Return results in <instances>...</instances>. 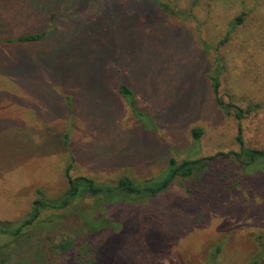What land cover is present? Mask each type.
I'll return each instance as SVG.
<instances>
[{"label": "trees", "instance_id": "1", "mask_svg": "<svg viewBox=\"0 0 264 264\" xmlns=\"http://www.w3.org/2000/svg\"><path fill=\"white\" fill-rule=\"evenodd\" d=\"M20 1L18 3L27 4L29 10L15 14L14 18L9 17L11 25L0 28V55L4 58L0 67L12 73L10 80L21 90L23 96L18 98L1 91L0 103L8 101L9 104L33 112L41 127L27 128L13 119L0 121V134L11 136L10 145L15 150L11 154L16 156L14 160L3 159L1 164L7 169L19 166L32 157L51 156L61 152L68 153L69 163L64 169L67 187L62 193L56 197H47L42 189H36V197L24 219L19 222L0 221V264H52L49 253L67 254L64 264H90L92 256L96 255L98 259V253L94 252L97 246L93 241L105 232L122 233L130 226L127 221H133L137 217L138 212L130 207L138 206L144 201L157 202L169 196L195 203V193L201 192L208 195L209 202H215L214 208H221L231 198L232 204L237 203L241 211L264 216V186L257 193L263 198L259 205L254 207L242 202L247 199L251 204L254 198H250L246 184L250 185V180L254 178L264 177V148L246 147L240 125L236 135L238 151L201 157H193L192 154L198 151L199 140L204 131L201 127H192L190 136L193 147L189 150L190 153L181 159L161 154L166 157L165 167L155 177L135 180L130 176H121L115 182H97L90 177L73 176L70 173L72 162L76 160L70 129L77 120L87 128L83 130L84 135L98 129L103 134L104 131L109 132L103 128L111 127L104 123V119L112 118L113 125H118V120L127 107L140 129L149 128L150 133L156 131L152 115L139 105L136 98L138 89L129 83L128 71L134 75L139 89L146 87V77L137 76L131 70L130 62L148 44L170 46L181 31L189 33L172 19L195 20L192 9L196 0L192 1L187 10H178L161 0H75L70 8L67 7L69 0H60L59 5L46 11L36 9L33 2V7L29 8V0ZM4 5L10 8L7 4ZM243 21L244 14L238 15L231 21L229 30L221 41L213 46L200 39L201 46L206 50L218 51L225 46L232 30ZM121 23H125L123 29L119 26ZM14 24L18 25L16 30ZM112 30L118 34L117 39ZM196 30L199 35L198 25ZM106 46L109 47L108 51L101 53ZM113 46L115 47L112 48ZM98 49L101 52L95 57L93 52H99ZM222 70V61L215 55L213 62L204 71V79L219 114L241 121L262 108L260 104L241 107L225 102L219 96ZM94 72L100 77L108 76V88L111 89L109 95L113 97L112 103L117 105L118 111L99 108L100 102L106 97L104 93L96 95L97 92L92 87L93 80L90 78ZM82 74H86L88 78L82 79ZM162 76H158L161 88L162 83L175 85L176 79L171 71L165 73V79ZM146 89L150 90L149 87ZM161 92H166L168 97L175 93L168 88ZM162 93L161 97L164 96ZM57 120H68L69 128L62 131L56 126H48ZM168 148L171 149L170 146ZM116 150L115 154L118 156L125 151L120 155L119 163L143 160L139 159L143 154L141 150ZM144 153L146 156L143 154V157H152L148 150H144ZM209 175L216 179L207 186L205 184ZM87 200L93 201L91 212L70 209ZM117 209L124 212L120 221L111 218ZM156 210L154 215L159 213ZM205 212L206 207L203 206L191 211V228L203 227L209 223ZM43 214H47L45 218H42ZM166 215L167 213H163L161 216ZM67 216H79L81 223L74 224L73 227L65 226L66 223L62 222ZM53 219L60 220L55 222ZM51 223L53 225L49 226ZM173 225L177 226L178 223ZM62 230L67 233H60ZM51 234H66V238L57 242ZM84 239L89 240L82 242L87 245L86 253L72 254L71 250ZM259 247L260 251L251 264H258L264 256V243L259 242ZM15 249L18 251L15 252ZM219 251L220 248L211 255L212 264H215Z\"/></svg>", "mask_w": 264, "mask_h": 264}, {"label": "rangeland", "instance_id": "2", "mask_svg": "<svg viewBox=\"0 0 264 264\" xmlns=\"http://www.w3.org/2000/svg\"><path fill=\"white\" fill-rule=\"evenodd\" d=\"M29 1V8L34 3L36 9L45 11L60 4V0ZM74 1L69 0L67 7H72ZM161 1L178 10H187L193 0ZM18 2L21 1L0 0V28L11 25L9 17L14 18L15 14L26 12L27 4ZM4 4L10 8H6ZM192 13L195 20L172 19L189 33L181 31L170 46L161 43L157 46L154 43L148 44L130 62L131 70L137 76L146 77L145 86L150 90L146 87L139 89L134 75L128 71L129 83L138 89L136 98L139 105L152 115L157 126L156 131L150 133L149 128L140 129L127 107L124 108L118 125H113L112 118L104 119V123L111 127L103 128L109 131H104L103 134L98 129L84 135L83 130L87 128L77 120L70 129V140L76 150L71 175L90 177L97 182H115L121 176H130L135 180L155 177L165 167L166 157L161 154L181 159L190 153L189 150L193 147L190 136L192 127H201L204 131L199 140V149L192 154L193 157L238 151L236 135L239 125L246 147L264 148V0H196ZM240 14H244V21L232 30L225 46L218 51L206 50L201 46L200 39L215 46L227 34L231 21ZM4 17L8 19L5 20ZM13 26L15 30L18 27L16 24ZM119 26L123 29L125 23ZM111 32L117 39L118 34L113 30ZM106 47L107 50L103 47L102 52L99 49V52H93L95 57L100 52L106 53L109 49ZM215 55L221 59L223 65L219 96L225 102L241 107L260 104L261 109L241 121L219 114L204 79V71L213 62ZM169 71L174 75L176 83L174 86L162 83L161 88L158 76L163 75L165 79V73ZM82 75V79L88 78L86 74ZM90 79L93 80L92 87L97 92L96 95L104 93L106 97L100 102L99 108L118 111L117 105L112 103L113 97L109 95L111 89L108 88V76L100 77L94 72ZM141 82L139 79V83ZM167 88L175 92L171 97L166 96V92H161ZM0 91L18 98L23 96L8 80L0 82ZM18 107L8 101L1 102L0 121L13 119L27 128L41 127L33 112ZM48 126H56L63 131L69 128V121L57 120ZM10 140L11 136L0 134V221L19 222L28 214L36 197V189H42L47 197H56L66 189L64 169L69 163V156L67 152H61L51 156L32 157L19 166L6 169L2 167V160L16 159ZM116 148L141 150L144 156V150H148L152 157L147 159L142 154L139 158L143 159L141 161L127 160L119 163L120 155L125 151L118 156L115 154ZM215 179L213 175H209L205 185L215 182ZM246 185L250 198H254L251 204L247 199L242 202L254 207L259 205L263 198L257 193L264 186V177L254 178L250 180V185ZM195 195V203L169 196L157 202L144 201L138 206L130 207L139 215L133 221H127L129 227L122 233L109 231L92 240L97 246L94 252L98 253V259L96 255L92 256L93 261L90 264H212L211 255L218 248L220 251L215 257V264H251L260 251L259 242L264 243V216L241 211L237 203L232 204L231 198L221 208H214L215 202H209L208 195L201 192H196ZM198 206L206 207L205 214L209 223L203 227L191 228L190 213ZM92 207L93 201L87 200L73 205L70 209L91 212ZM156 209L158 215H154ZM114 213L111 218L114 217L115 221H120V217L123 219L124 212L121 209ZM163 213L167 215L161 216ZM46 215L43 214L42 218ZM176 222L178 225H173ZM63 223L73 227L74 224H80L81 219L79 216H67ZM50 236L57 242L66 238V234ZM85 241L89 240H82L71 253L85 254L87 245L82 243ZM66 255L49 253L52 264H64ZM258 264H264V256Z\"/></svg>", "mask_w": 264, "mask_h": 264}, {"label": "crops", "instance_id": "3", "mask_svg": "<svg viewBox=\"0 0 264 264\" xmlns=\"http://www.w3.org/2000/svg\"><path fill=\"white\" fill-rule=\"evenodd\" d=\"M4 58L0 55V64L3 63ZM9 73V74H8ZM13 77L11 72H8L7 69H2L0 67V82H2L3 80H8L9 82H12L10 79ZM13 83V82H12ZM2 84V83H1ZM14 84V83H13ZM15 85V84H14ZM16 86V85H15ZM17 87V86H16ZM18 88V87H17ZM18 90L20 91V93L22 94L21 90L18 88ZM1 92V91H0ZM8 93V92H6Z\"/></svg>", "mask_w": 264, "mask_h": 264}]
</instances>
